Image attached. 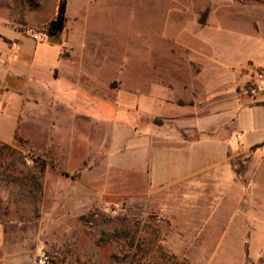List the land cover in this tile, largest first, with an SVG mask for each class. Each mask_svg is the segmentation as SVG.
<instances>
[{
  "label": "rangeland",
  "instance_id": "obj_1",
  "mask_svg": "<svg viewBox=\"0 0 264 264\" xmlns=\"http://www.w3.org/2000/svg\"><path fill=\"white\" fill-rule=\"evenodd\" d=\"M208 1L181 0L187 23L205 21ZM60 2L0 0V30L47 44L52 40L47 27ZM68 2L69 42L53 46L42 65H56L63 75L55 86L65 94L63 125L54 128L53 139L24 128L11 141L0 140V264H40L43 256L51 264H264V196L253 197L243 228L231 227L220 241L223 230L199 228L188 211L125 195L137 176L132 168H143L151 158L153 128L146 125V115L152 116L151 124L177 126V118L161 115H177L172 102L188 96L181 85L189 84L196 68L192 62L201 59L185 47L198 46L190 36L193 30L183 28V21L177 28L179 6L169 0ZM35 34L47 37L36 41ZM56 39L63 41V36ZM216 41L226 53L209 52L218 61L207 67L210 77L249 58L261 65L248 63L240 70L244 82L238 92L250 97L245 92L250 75L264 71V39L244 47L228 45L231 38ZM67 46L75 49L76 60L58 63L54 51L68 57ZM41 76L55 82L47 72ZM44 96L48 99V92ZM89 117L113 123L107 127L114 146L99 147ZM138 133L143 136L136 139ZM52 144L61 147L46 149ZM35 176L41 178L40 187L33 184Z\"/></svg>",
  "mask_w": 264,
  "mask_h": 264
},
{
  "label": "crops",
  "instance_id": "obj_2",
  "mask_svg": "<svg viewBox=\"0 0 264 264\" xmlns=\"http://www.w3.org/2000/svg\"><path fill=\"white\" fill-rule=\"evenodd\" d=\"M169 1L179 6L177 28L183 21V28L193 30L190 34L193 43H198V46H185L186 49L201 59L192 62L196 68L192 66L193 78L189 84L181 85L188 96H177V103L172 102L177 104V115H161L177 118V126L151 124L152 116L146 115V125L153 128L149 136L151 158L145 161L143 168L131 167L132 175L137 176L131 177L129 183L133 190L125 195L155 198L153 203L157 206H177L179 211H188L191 222L201 223L199 228L213 225L223 230L219 237L222 241L229 236L231 227L243 228L240 224L251 215L253 199L264 196V168L262 180L260 178L264 165V97L254 99L238 92L244 82L240 70L257 61L249 58L245 63L230 64L216 79L208 75L207 67L218 65L210 53L215 50L226 53L216 41L218 37L231 38L228 45L242 47L264 39V0H209L211 11L205 21L195 18L190 23L182 16L181 0ZM69 8L67 0V21ZM68 34L67 22L61 34L63 41L51 37L47 44L34 42L20 33L0 30V140L11 141L16 132H24V128L25 132L36 128L42 135L51 137L54 128L62 127L65 94L59 95L55 86L63 75L56 65H42L44 56L53 46L69 42ZM20 37L24 39L22 42ZM67 47L68 57L54 51L58 63L63 58L76 60L75 49ZM43 72L49 73L55 82L44 80ZM47 92L48 99L44 96ZM89 119L99 147L114 146L111 129L107 127L112 128L113 123L107 119ZM141 136L138 133L136 139ZM29 140L43 148L30 135ZM60 147L52 144L45 148ZM140 181L141 188L135 189ZM237 235L240 233L236 232Z\"/></svg>",
  "mask_w": 264,
  "mask_h": 264
},
{
  "label": "built area",
  "instance_id": "obj_3",
  "mask_svg": "<svg viewBox=\"0 0 264 264\" xmlns=\"http://www.w3.org/2000/svg\"><path fill=\"white\" fill-rule=\"evenodd\" d=\"M43 37H47L44 34H35L34 39L36 41L42 40ZM251 98L264 96V71L253 70L250 75L249 85L245 91ZM40 264H51L46 256L41 258Z\"/></svg>",
  "mask_w": 264,
  "mask_h": 264
},
{
  "label": "trees",
  "instance_id": "obj_4",
  "mask_svg": "<svg viewBox=\"0 0 264 264\" xmlns=\"http://www.w3.org/2000/svg\"><path fill=\"white\" fill-rule=\"evenodd\" d=\"M66 10H67V0H61L58 6V12L56 17L53 20H51L48 24L47 31L49 36L57 37L60 36L64 31L67 22ZM0 145L3 144L0 142ZM40 179H41L40 176H35L33 184L35 186L40 187L41 186Z\"/></svg>",
  "mask_w": 264,
  "mask_h": 264
}]
</instances>
